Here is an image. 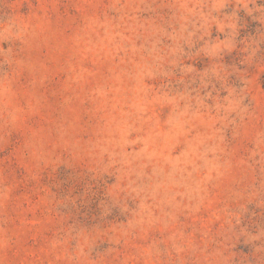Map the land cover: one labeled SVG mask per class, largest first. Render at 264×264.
Returning <instances> with one entry per match:
<instances>
[{
	"label": "rangeland",
	"instance_id": "374dc122",
	"mask_svg": "<svg viewBox=\"0 0 264 264\" xmlns=\"http://www.w3.org/2000/svg\"><path fill=\"white\" fill-rule=\"evenodd\" d=\"M0 264H264V0H0Z\"/></svg>",
	"mask_w": 264,
	"mask_h": 264
}]
</instances>
